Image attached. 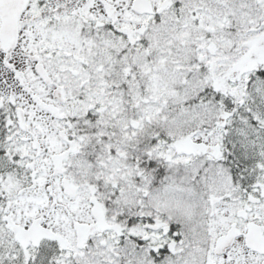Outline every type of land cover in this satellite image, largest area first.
Listing matches in <instances>:
<instances>
[{"label":"trees","instance_id":"obj_1","mask_svg":"<svg viewBox=\"0 0 264 264\" xmlns=\"http://www.w3.org/2000/svg\"><path fill=\"white\" fill-rule=\"evenodd\" d=\"M39 6L36 20L43 31L67 34L72 44L52 47L48 40L40 49L41 63L37 59L50 78H61L70 90L57 104L69 149L62 165L82 163L77 180L84 182L81 188L74 178L76 195L82 193L92 207L99 202L103 219L76 242L73 236L81 234L72 227L27 241L11 206L32 189L39 169L19 147L15 102H5L0 107V264H123L130 246L148 251L153 264H168L178 247H188L183 228L141 210L138 190L152 179H169L167 166L176 160L187 172L202 160L230 177L234 194L207 200L210 219L220 201L234 197L232 202L243 206L264 199V0H167L150 21L151 29L160 30L156 34L145 27L129 30L110 14L111 23L101 26L83 20V32L76 35L63 30L79 10L70 15L69 3L53 8L52 0H40ZM164 24L175 32L162 33ZM203 138L217 140L216 148L194 145L196 152H180L181 144ZM115 157L135 169L124 173L111 167ZM126 181L139 194L134 212L111 206L125 194ZM141 230L157 239L140 235ZM235 256L237 262L242 257L238 251Z\"/></svg>","mask_w":264,"mask_h":264},{"label":"rangeland","instance_id":"obj_2","mask_svg":"<svg viewBox=\"0 0 264 264\" xmlns=\"http://www.w3.org/2000/svg\"><path fill=\"white\" fill-rule=\"evenodd\" d=\"M39 1L30 0V9L22 20L21 25L23 26H21L18 48L9 55L3 54L2 51L0 53V107L5 102H15L19 124L15 132L19 140V147L23 154H27L37 161L39 169V174L34 178L32 189L22 193L12 204L11 210L15 226L23 229L27 234L28 242H35L34 240L45 235L46 232H54L58 229L68 231L71 227L73 230L76 228L79 235L81 234L78 236L76 233L73 236V241L76 242L77 237H82L103 217L99 216V202L92 207V202L86 199L82 193L76 196H67L62 189L65 181L77 189L78 185L74 184V178L77 180V175L84 170L81 162H74L75 167L69 164L65 167L62 165V157L69 149L66 147L65 140L62 139L64 126L61 121L56 119L58 103L53 99V92L61 88L62 95L66 99L70 90H65V85L58 77H51L53 85L45 86L36 76L35 68L37 59H41L40 49L47 46L49 41L52 47L60 44L68 48L72 44L69 42L67 34L63 37V35H54L53 30L49 32L51 35L43 31V24L37 23L36 20L42 13ZM134 1L52 0V7L56 8L58 3L67 2L71 6L70 15H74L79 10L78 20L74 19L75 16L70 17L68 29L63 30L76 35L83 32L84 27L81 24L83 20L89 19L94 25L101 26L104 23H111L110 14L118 20V24L129 30L139 31L145 27L144 29L148 30V33L149 29L153 30L152 33H158L160 31L158 28H150V21L157 19V13L166 8L167 0H147L151 3L153 12L151 15L143 17L133 12ZM163 14L165 18H169V13ZM160 27L161 32L166 30L175 32L167 24H164L163 27L160 25ZM102 36L105 37V34ZM65 79L67 80L68 77ZM88 136H91V133ZM79 142L80 140H78ZM217 142L213 138H203L194 140L192 145L181 144L179 150L183 154L190 155L198 149L194 145L199 146L200 149H213L216 148ZM76 145H78L77 142ZM113 166L124 173L135 169L133 165L129 164V160L123 161L117 157L114 158L111 167ZM167 168L172 171L169 179H165L161 183H156L152 179L149 183L141 185L142 188L138 190L141 204L139 202L138 205L141 210L151 211L158 221L164 222L163 224L174 222L182 226L183 236L188 247L184 243L180 248L178 247L175 251L176 256L168 264L264 263L262 254L249 252L248 256L243 255V251L246 250L245 237L252 229L261 228L264 235V199L257 197L255 202L251 199L248 204L243 206L236 204L237 199L232 202L234 197L226 203L220 201L213 206L211 212L215 214L214 218L210 219L207 200H219L223 195L233 196L234 194L227 172L220 167L205 165L202 160L196 162V169L192 172L185 171L183 165L177 160L174 165L169 164ZM116 176H120V174ZM107 177L108 175L105 173L104 178ZM78 180L82 188L83 178L78 177ZM121 185L125 194L117 204L115 202L111 206L117 205L134 212L139 199L138 192H135V185L129 181ZM143 194L146 195L145 199H141ZM245 216H247L246 219ZM232 229L238 230L242 235L241 240L236 244V249L231 250L221 259L214 257V245ZM140 235L157 239V234L153 232L141 230ZM237 251L238 258L239 254L243 258H239L238 262L235 256ZM124 259L123 264H153L149 260L148 251L141 254L132 246L126 250ZM111 264L120 263L114 261Z\"/></svg>","mask_w":264,"mask_h":264},{"label":"water","instance_id":"obj_3","mask_svg":"<svg viewBox=\"0 0 264 264\" xmlns=\"http://www.w3.org/2000/svg\"><path fill=\"white\" fill-rule=\"evenodd\" d=\"M27 7L28 0H0V46L3 51L14 50L18 46L19 22ZM132 9L139 16L149 15L152 11L150 3L146 0H135ZM36 74L46 85H50L51 81L41 66L36 68ZM53 98L55 101H62L59 89L53 93ZM62 187L67 195L72 196L75 194L74 189L69 183L65 182ZM240 215L242 216V214ZM253 235L254 232L252 231L250 237L247 238L246 246L256 253H262L264 251V241L259 238V243H257L256 239L252 237ZM236 239L237 232L233 229L218 241L214 249V255L217 258H223L232 249Z\"/></svg>","mask_w":264,"mask_h":264},{"label":"flooded vegetation","instance_id":"obj_4","mask_svg":"<svg viewBox=\"0 0 264 264\" xmlns=\"http://www.w3.org/2000/svg\"><path fill=\"white\" fill-rule=\"evenodd\" d=\"M29 1H30V0H29ZM30 5H31V2L29 3V8H28V10L30 9ZM28 10H27L26 13L24 14V16L27 14ZM24 16H23V18H24ZM23 18L21 19L20 26H23V25H21V24H22V20H23ZM0 27H1V19H0ZM1 51H2V50H1V48H0V53H1ZM3 54H5V55H9V54H12V52H3ZM260 232H261V236H262V238L264 239L263 229L260 228ZM239 236H240V238L242 237V235H240V234H239ZM262 256H264V252L262 253Z\"/></svg>","mask_w":264,"mask_h":264}]
</instances>
